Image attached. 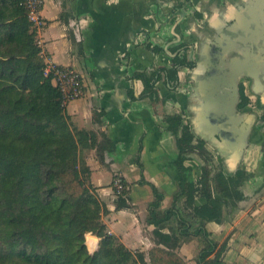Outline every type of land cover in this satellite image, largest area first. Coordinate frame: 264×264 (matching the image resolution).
<instances>
[{
	"label": "crops",
	"instance_id": "0c3cea01",
	"mask_svg": "<svg viewBox=\"0 0 264 264\" xmlns=\"http://www.w3.org/2000/svg\"><path fill=\"white\" fill-rule=\"evenodd\" d=\"M238 1L43 0L39 14L43 25L37 29L42 53L47 61L72 67L83 77V96L66 109L76 126L99 137L98 146L84 151L83 156L107 209L102 221L109 234L130 250L144 253L147 264H151L149 252L155 247L173 250L187 264H199L202 239L176 244L175 219L158 228L148 218L156 199L154 187L163 196L158 211L170 208L180 191L175 159L182 126L189 124L195 143L203 141L194 133L191 113L195 105L209 106L203 100L206 83L218 66L214 58L221 34L234 22L232 10L242 5ZM139 38L151 46L138 44ZM179 42L188 48L177 56L173 50ZM178 60L195 63L180 67L179 80L173 83L161 71ZM156 71L161 74L156 93H144V83L135 75ZM212 89L217 94L218 88ZM246 111L255 112L257 121L237 166L252 174L241 187L245 198L236 211L225 210L223 222L206 224L210 238L218 243L217 250L226 244L221 254L226 264H264V120L260 118L264 108ZM176 116L182 117L178 124ZM103 137L114 143L112 151ZM205 143L226 173L220 154L207 142L201 146L207 148ZM196 155L188 154L184 164L191 168L190 178L199 181L203 161ZM115 176L129 184V207L121 210L115 206ZM196 202L200 205L205 200L198 196ZM89 237L95 240H87L88 247L96 251L99 238L92 233Z\"/></svg>",
	"mask_w": 264,
	"mask_h": 264
},
{
	"label": "trees",
	"instance_id": "16d2710c",
	"mask_svg": "<svg viewBox=\"0 0 264 264\" xmlns=\"http://www.w3.org/2000/svg\"><path fill=\"white\" fill-rule=\"evenodd\" d=\"M24 3L0 0V264H147L144 253L130 250L102 221L107 209L81 157L98 145L99 137L74 124L52 77L45 76L38 31ZM186 65L191 63L180 60L167 70L169 79L177 80V67ZM155 75H135L144 93H156ZM175 119L178 124L182 117ZM103 138L112 151L114 143ZM195 142L184 124L175 159L180 191L170 208L158 211L163 196L154 187L148 222L165 228L175 219L176 244L197 237L204 241L199 264H226L221 260L226 244L217 250L206 224L221 223L225 210L238 209L245 198L241 187L252 174H226L203 141ZM192 153L205 158L199 181L190 178L191 168L184 164ZM127 193L117 195L116 210L129 207ZM198 196L205 203L197 204ZM88 233L99 238L93 253L87 248ZM149 254L151 264H187L171 249L155 247Z\"/></svg>",
	"mask_w": 264,
	"mask_h": 264
},
{
	"label": "water",
	"instance_id": "95a60500",
	"mask_svg": "<svg viewBox=\"0 0 264 264\" xmlns=\"http://www.w3.org/2000/svg\"><path fill=\"white\" fill-rule=\"evenodd\" d=\"M232 15L215 52L218 66L206 83L203 100L209 106L195 105L191 113L194 133L220 154L226 174L237 171L257 121L255 112H239L238 85L243 76L264 75V0H243Z\"/></svg>",
	"mask_w": 264,
	"mask_h": 264
},
{
	"label": "built area",
	"instance_id": "2783aa9c",
	"mask_svg": "<svg viewBox=\"0 0 264 264\" xmlns=\"http://www.w3.org/2000/svg\"><path fill=\"white\" fill-rule=\"evenodd\" d=\"M25 6L29 9L30 21L37 29L43 25V21L39 16L42 8L43 0H25ZM45 60L44 74L52 77L53 84L58 88L62 96V103L67 106L71 101L78 99L84 94V81L79 71L72 67H60L46 60V56L42 53ZM115 189L118 193H123L122 180L115 178Z\"/></svg>",
	"mask_w": 264,
	"mask_h": 264
},
{
	"label": "flooded vegetation",
	"instance_id": "af4514ba",
	"mask_svg": "<svg viewBox=\"0 0 264 264\" xmlns=\"http://www.w3.org/2000/svg\"><path fill=\"white\" fill-rule=\"evenodd\" d=\"M238 3L243 4V0H239ZM140 39V40H139ZM138 39V44H146V46H151L150 42L144 38H139ZM258 40V39H256ZM181 43L183 42H179L177 44H175V48L173 50L174 53H177V56L180 54L181 51L185 50L188 48L187 44L185 43V46L182 48H177ZM218 50V49H217ZM179 52V53H178ZM176 56V57H177ZM180 61V60H178ZM178 61L171 67L173 68L174 66H176V64L178 63ZM187 61V60H186ZM191 63V65H186L187 67H193L194 66V61H188ZM180 67L183 66H178V70ZM169 68V69H171ZM169 69H162L161 72H163L165 74V77L168 78V80L171 82L173 81V83H177L179 79L177 80H170L167 74V70ZM146 74V73H144ZM155 75V80L159 79V77L161 76L160 72L156 71ZM154 74L148 75L146 74L148 77L153 76ZM210 75V73H208ZM156 83V81H155ZM238 90H239V102H238V110L244 112V110L247 109H251V108H264V75L262 74L261 76H259V78H254L252 76L249 77H242L239 81V85H238ZM244 105L243 108H241V105ZM264 113L261 115V119L264 120L263 118ZM206 147L207 144H204ZM198 152V150L196 151Z\"/></svg>",
	"mask_w": 264,
	"mask_h": 264
},
{
	"label": "rangeland",
	"instance_id": "374dc122",
	"mask_svg": "<svg viewBox=\"0 0 264 264\" xmlns=\"http://www.w3.org/2000/svg\"><path fill=\"white\" fill-rule=\"evenodd\" d=\"M36 28H37V27H36ZM38 29H39V28H38ZM97 146H98V145H97ZM203 148H205V147L203 146ZM206 149H207V150H206ZM251 149H252V150L255 149L254 146H252ZM205 150H206V151L209 150L210 153L213 154V152H212V150H211L210 148L208 149V147H207V148H205ZM199 152H201V151H199ZM99 155H100V154H99ZM213 155H214V154H213ZM196 156H198L199 159L201 158L202 161L205 160L204 156L200 155V153H199V155L197 154ZM81 157H82V159H83V162H86L85 157L83 156V154H81ZM198 157H197V158H198ZM215 164H217V163H215ZM116 177L120 178V179L123 181V179H122L121 177H119V176H115V177H114V180H115ZM120 183L123 184V187H124L123 190L128 191L129 184L126 183V182H120ZM113 185H114V192H115V194H116V193H118V192H117L116 189H115V188H116V187H115V182H113ZM96 194H97V193H96ZM117 195H118V194H117ZM103 206H104L103 208H106L105 204H103ZM103 214H104V213H103ZM103 214H102V216H103ZM171 228H172V227H171ZM88 234H89V233H88ZM88 234H86V244H87V240H89V239L87 238ZM87 248H88L89 252H91V253L95 252V251H92L91 249H89L88 244H87Z\"/></svg>",
	"mask_w": 264,
	"mask_h": 264
},
{
	"label": "bare ground",
	"instance_id": "6f19581e",
	"mask_svg": "<svg viewBox=\"0 0 264 264\" xmlns=\"http://www.w3.org/2000/svg\"><path fill=\"white\" fill-rule=\"evenodd\" d=\"M94 240H95L94 237H89V241H90V243H92V241H94Z\"/></svg>",
	"mask_w": 264,
	"mask_h": 264
}]
</instances>
